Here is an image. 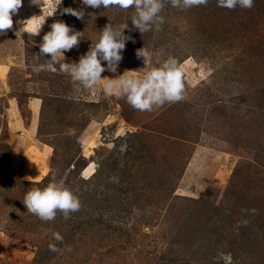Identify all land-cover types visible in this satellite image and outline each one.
<instances>
[{
    "label": "rangeland",
    "instance_id": "1",
    "mask_svg": "<svg viewBox=\"0 0 264 264\" xmlns=\"http://www.w3.org/2000/svg\"><path fill=\"white\" fill-rule=\"evenodd\" d=\"M66 7L85 16L61 15ZM133 15L118 4L23 0L0 33V264H264V0L248 9L165 3L159 31L142 34ZM34 16L41 35L60 20L83 32L66 62H78L105 25L127 23L135 43H126L117 73L102 77L142 76L172 56L184 98L140 112L99 84L84 89L66 74L33 72L50 59H37L42 38L25 32L23 43L17 33ZM142 47L153 53L150 64L136 58ZM28 97L42 102L38 117ZM12 99L28 127L23 136ZM53 181L81 207L45 222L23 199Z\"/></svg>",
    "mask_w": 264,
    "mask_h": 264
},
{
    "label": "clouds",
    "instance_id": "2",
    "mask_svg": "<svg viewBox=\"0 0 264 264\" xmlns=\"http://www.w3.org/2000/svg\"><path fill=\"white\" fill-rule=\"evenodd\" d=\"M30 4L40 5L41 0H29ZM75 3L76 0H73ZM254 0H217V6L233 9L251 8ZM23 0H0V33L13 27L12 16L22 6ZM85 7L93 9L105 8L118 4L123 9L134 8L131 24L141 34L159 31V26L164 22L160 15L165 3H170L174 8L188 9L193 6L206 5L208 0H80ZM44 5L42 4V8ZM57 9V8H56ZM56 12H50L48 17ZM70 14L78 20L85 16L84 9L76 10L72 7L62 9L61 15ZM36 16L28 19L27 26L18 31L26 32L31 36L40 33L41 25H37ZM127 23L113 26L107 24L100 31L97 42L90 45L89 50L79 57L78 62H66L65 53L78 47L83 32L75 30L63 20L50 25V31L43 35L38 44L40 55H50L44 64H34L32 71L39 73L47 71L51 73H63L70 77L71 81L84 89H93L98 84L102 86L103 93L108 97H124L126 102L140 112H151L166 103H174L184 98L183 69L179 61L172 56L158 66L151 67L142 76L131 74L133 71H125L114 78L102 77V73L108 71L117 73L126 43H135L130 35L125 34ZM21 39V38H20ZM24 43V41L21 39ZM34 46L36 42H32ZM136 58L144 65L150 64L153 53L145 47L135 52ZM23 204L27 211L40 220L48 222L55 219L57 212L63 213L64 219H68L71 213L79 211L81 204L79 198L69 190L64 183L50 182L44 188L34 187L25 193ZM47 235V232L45 233ZM56 241H62L59 233H52ZM50 250L58 251L54 244L49 245Z\"/></svg>",
    "mask_w": 264,
    "mask_h": 264
},
{
    "label": "crops",
    "instance_id": "3",
    "mask_svg": "<svg viewBox=\"0 0 264 264\" xmlns=\"http://www.w3.org/2000/svg\"><path fill=\"white\" fill-rule=\"evenodd\" d=\"M41 30V29H40ZM41 32V31H40ZM21 37L25 38V32L21 34ZM32 37H35L38 38V39H41L43 37V35H41V33H39V35L37 36H32ZM27 42L31 43L30 40H26ZM3 66H0V69H2ZM1 82V81H0ZM10 103H8V107L10 108L9 110H11L13 112V114L16 116V120H14L13 124L16 126V134L20 135V136H23L24 135V132L27 131L28 127L24 125V123L22 121H20L17 117L20 116L21 112H20V107H19V103L16 99H12V100H9ZM27 107H28V110L30 111V115L31 117L33 118L34 117H38L39 116V112L41 110V107H42V102L39 98H34V97H28V102H27ZM29 125H36V123H30ZM11 126V124H10ZM30 126L32 129L33 127ZM20 133V134H19ZM31 172L29 171L28 174H30ZM28 176H32V175H28Z\"/></svg>",
    "mask_w": 264,
    "mask_h": 264
}]
</instances>
